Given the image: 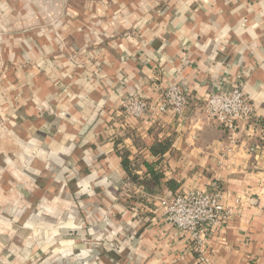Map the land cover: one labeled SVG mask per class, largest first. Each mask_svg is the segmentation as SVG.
I'll return each instance as SVG.
<instances>
[{
    "label": "crops",
    "instance_id": "crops-1",
    "mask_svg": "<svg viewBox=\"0 0 264 264\" xmlns=\"http://www.w3.org/2000/svg\"><path fill=\"white\" fill-rule=\"evenodd\" d=\"M170 81L182 117L118 114ZM239 81L231 142L202 99ZM213 181L201 262L157 200ZM0 264H264V0H0Z\"/></svg>",
    "mask_w": 264,
    "mask_h": 264
},
{
    "label": "built area",
    "instance_id": "built-area-1",
    "mask_svg": "<svg viewBox=\"0 0 264 264\" xmlns=\"http://www.w3.org/2000/svg\"><path fill=\"white\" fill-rule=\"evenodd\" d=\"M221 82L217 89L206 92L203 99V111L209 121H213L229 133L234 141L240 126L251 127L257 121L255 108L243 90L242 81L232 84L227 90ZM189 93L178 81H170L161 89L158 99L144 96H129L119 105L118 114L126 121L142 116L169 114L174 118L183 116L189 105ZM221 189L213 181L206 190L197 187H185L177 191H167L157 202V209L165 223L171 225L190 242L191 250L199 253L203 262V249L216 229L231 218L233 208L221 201Z\"/></svg>",
    "mask_w": 264,
    "mask_h": 264
},
{
    "label": "trees",
    "instance_id": "trees-1",
    "mask_svg": "<svg viewBox=\"0 0 264 264\" xmlns=\"http://www.w3.org/2000/svg\"><path fill=\"white\" fill-rule=\"evenodd\" d=\"M122 164H123L124 168L130 174L131 178H133L135 176V173L132 171V169L130 167L131 165H130L129 160L127 159V156L126 155H124V157H123ZM133 169H135V166H134Z\"/></svg>",
    "mask_w": 264,
    "mask_h": 264
}]
</instances>
